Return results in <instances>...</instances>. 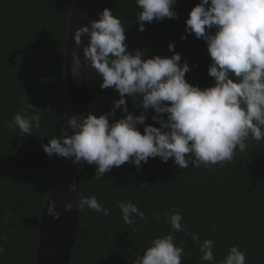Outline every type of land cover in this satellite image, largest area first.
<instances>
[{
  "label": "trees",
  "instance_id": "trees-1",
  "mask_svg": "<svg viewBox=\"0 0 264 264\" xmlns=\"http://www.w3.org/2000/svg\"><path fill=\"white\" fill-rule=\"evenodd\" d=\"M78 0H0V264H36L43 210L54 188L61 157H49L43 145L59 138L66 120L65 51L68 25ZM201 0H177L179 19L145 22L138 31L141 9L135 0H119L113 14L126 30L128 50L141 49L145 56L170 57L168 45L182 53L192 67L186 80L202 89L214 86L208 73L211 57L207 44L195 34H186V21ZM213 34L215 29L212 30ZM98 76L93 114L109 113L120 98L113 88L101 89ZM128 111L140 115L131 97ZM134 100L139 102L140 97ZM39 110L40 127L24 136L13 126L4 127L28 104ZM33 115L31 109L27 112ZM126 114L115 110L113 119ZM154 109L147 110L145 124L153 121ZM166 119V115H165ZM143 132L144 125L138 126ZM264 132V127H262ZM244 152L236 149L230 162L180 169L170 159L149 158L138 169L126 162L96 179V166L86 163L80 197L96 196L110 209L104 216L85 206L70 264H134L137 255L151 246L153 239L171 233L185 255L182 264H209L201 260L199 246L184 232H174L164 221L174 209L183 214L182 224L199 234L200 242L215 241L216 264L230 248L246 250V264H264V139L250 135ZM120 202L136 204L146 220L136 217L134 225L123 221ZM160 219L157 220L156 217ZM142 225V227H141ZM215 225V231L212 226Z\"/></svg>",
  "mask_w": 264,
  "mask_h": 264
},
{
  "label": "clouds",
  "instance_id": "clouds-1",
  "mask_svg": "<svg viewBox=\"0 0 264 264\" xmlns=\"http://www.w3.org/2000/svg\"><path fill=\"white\" fill-rule=\"evenodd\" d=\"M135 3L141 9L137 17L140 32L146 30L145 22L179 19L174 10L177 0H135ZM113 13L105 8L97 14L99 19L90 21V27L75 31L74 40L78 47L84 45V62L102 78L101 89L111 87L120 98L114 101L109 113L68 118L62 135L43 145L49 157L74 158V164L95 165L94 176L100 179L113 167L128 162L139 169L142 162L156 157L165 163L173 159L180 169H187L190 164L193 167L222 164L233 160L237 147L240 152L246 150L245 140L250 135L257 142L264 139V0H201L192 8L186 34L181 39L187 40V34L194 33L197 39L206 41L211 57L208 73L215 84L203 89L186 80L192 67L187 61L181 64L182 53L174 51V42L168 45L173 51L170 57L149 58L141 49L134 54L130 52L125 43L127 29ZM85 35L89 37L87 44L83 41ZM73 61L75 74L84 66L78 52H73ZM137 96L139 102L134 100ZM126 97H131L144 111L140 115L130 113ZM29 109L33 115L27 114ZM116 109L126 115L110 122L109 117H115ZM149 109L155 110L152 119L160 127L145 124ZM40 120L39 110L29 103L3 126H15L27 136L33 126L40 127ZM139 125H144L143 132ZM68 129L73 134L69 135ZM76 190L73 182L70 191ZM85 206L104 216L110 214V209L94 195L80 197L75 204L68 202L65 210L80 211ZM118 207L128 225H134L136 217L147 219L136 204L120 202ZM49 214L54 219L60 217L57 211ZM164 221L174 232L191 236L199 246L202 261L216 264L215 241L205 239L201 243L199 234L182 224L181 211L174 209ZM212 229L215 231V225ZM4 252L0 246V254ZM184 255V248L169 233L153 239L143 255H137L134 264H182ZM246 255V250L232 246L219 264H246Z\"/></svg>",
  "mask_w": 264,
  "mask_h": 264
},
{
  "label": "water",
  "instance_id": "water-1",
  "mask_svg": "<svg viewBox=\"0 0 264 264\" xmlns=\"http://www.w3.org/2000/svg\"><path fill=\"white\" fill-rule=\"evenodd\" d=\"M119 0H78L70 17L65 51L66 71V121L73 115L87 116L93 114L95 92L98 74L90 65L84 62L83 47L76 45L75 31L79 27L89 26L90 21L99 19L98 13L105 8L113 10ZM89 37H83L87 44ZM73 52H78L84 65L73 72ZM65 130V129H64ZM68 134H73L68 129ZM74 158L60 159L57 179L50 197L43 210L40 224L39 248L36 264H70L75 237L79 225V210H65L68 202L78 203L80 186L84 177L86 162L73 163ZM75 182L76 192L70 191V185ZM59 212V219H54L49 212Z\"/></svg>",
  "mask_w": 264,
  "mask_h": 264
}]
</instances>
